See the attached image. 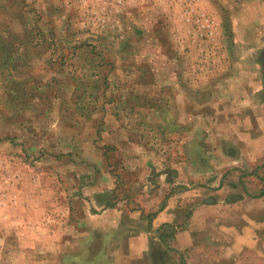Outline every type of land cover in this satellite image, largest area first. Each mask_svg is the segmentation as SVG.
<instances>
[{
  "label": "rangeland",
  "instance_id": "374dc122",
  "mask_svg": "<svg viewBox=\"0 0 264 264\" xmlns=\"http://www.w3.org/2000/svg\"><path fill=\"white\" fill-rule=\"evenodd\" d=\"M189 55L221 68L232 88L222 105L229 96L233 114L246 116L233 125L248 131L234 151L248 162L254 149L264 154V0H0V264H264L263 161L208 172L200 191L188 182L177 205L183 211L156 228L161 204L143 218L133 214L125 230L76 243L81 208L72 192L82 186L71 177L102 176L103 112H125L137 83L150 97V84L170 79L169 57L176 65ZM152 126L144 140L164 146ZM6 146L13 165L1 154ZM133 152L126 173L113 171L114 199L133 197L128 190L136 193L148 174ZM132 237L147 250L141 261L128 243L101 249Z\"/></svg>",
  "mask_w": 264,
  "mask_h": 264
},
{
  "label": "crops",
  "instance_id": "0c3cea01",
  "mask_svg": "<svg viewBox=\"0 0 264 264\" xmlns=\"http://www.w3.org/2000/svg\"><path fill=\"white\" fill-rule=\"evenodd\" d=\"M175 56L176 54L172 57L173 62ZM179 59L182 61L179 60L180 63L173 65L172 61H169L171 60L169 57L168 62L171 63V66H167L165 69L166 76L170 79L167 82L157 81L152 84V87L150 84L151 93L148 94L150 97H146V99L142 97L146 95L144 92L147 90L144 89L145 85L137 83L133 85L137 92L135 100H124L126 103L125 112H121V110H119V114L110 112L111 108L108 107H111V104L108 103V107L106 105L108 108L105 110L106 114L104 112L102 114L105 124L102 136L105 138L104 144L106 145V150L100 156L103 168L102 176H99L97 181L95 178L86 180V176L82 181L84 178L79 173H75L71 177L73 180H78L79 185L82 186L80 191L72 192L75 203L80 205L75 208L76 212L81 208L80 215L74 216L77 220L75 226L80 231L78 236H75L76 243H81L82 238L89 233L105 235L125 230L129 227L126 220L134 217L133 214L139 212V218H143L141 212L148 215L147 213L151 211H158L159 204H161L163 213L158 212L156 215L154 220L156 228L160 218L165 221L167 218L176 217V214L183 211L177 205L184 202L185 196L180 190L189 185L188 182L199 183L200 191V184L206 183L208 172L232 170L241 172L244 168L240 164L247 166L250 164V160H253L257 165L264 162V154L257 153L255 149L248 162L244 151L239 149L237 152L232 148L237 146L238 139L248 136V131L238 134L237 131L233 132L234 123H238L237 119L244 123L247 121L246 116L233 114L229 98L232 88L228 86L227 89V85L223 84L221 68L213 69L208 67L209 64L205 66L203 62L200 65V62L197 60L195 62V59L190 55ZM216 60L218 59L215 58L213 61L217 63ZM158 71L162 72L163 70L158 69ZM227 94L229 102L222 105L223 95ZM146 106H149L150 113L146 111ZM148 126H152L150 134L156 140L165 141L164 146L157 147L158 145L153 143L154 138L153 140H144L147 139V134H144L143 130ZM132 134L134 136H131ZM124 135H126L125 138H123ZM123 142L130 146L125 148ZM9 148L6 146V151L1 154L8 156L5 161L11 165L13 161L10 158L13 157H10L12 153ZM133 150L136 151L133 153H136L137 159H143L142 170L149 169L148 174L139 177L140 181L136 184L138 188L136 193L134 192L136 195L128 190L129 195L133 197L129 198L126 195L123 196L125 198L123 199L119 195L116 197L117 199H114L112 192L115 193L117 182L112 175L113 171L118 168L122 174L130 169L127 156L130 157ZM116 154L121 157L119 162L116 161ZM110 155H112L111 158ZM173 156L175 157L173 158ZM22 164L24 167L28 166L25 167V170L30 167L25 162ZM139 165L137 168H141L140 163ZM159 165L162 169L157 171L156 168ZM92 166L97 168L93 163ZM97 170L100 169L97 168ZM121 180H123L122 177ZM219 181H225L223 176ZM109 197H113L112 202L103 203L105 201L102 198L111 201ZM129 206L139 209L131 211ZM144 231L148 232V228L140 230L142 234L139 236H146ZM139 238L132 237L126 241H119L115 246H112L109 241L108 245L103 242L105 245L101 249L106 251L112 248L119 252L125 249L124 246L128 243L133 250L134 257L141 261L147 250L141 245L142 237ZM130 248L128 247V249Z\"/></svg>",
  "mask_w": 264,
  "mask_h": 264
}]
</instances>
